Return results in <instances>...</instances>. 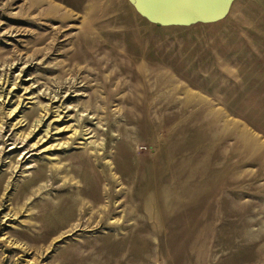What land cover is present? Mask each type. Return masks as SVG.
<instances>
[{"label": "rangeland", "instance_id": "374dc122", "mask_svg": "<svg viewBox=\"0 0 264 264\" xmlns=\"http://www.w3.org/2000/svg\"><path fill=\"white\" fill-rule=\"evenodd\" d=\"M0 264H264V0H0Z\"/></svg>", "mask_w": 264, "mask_h": 264}, {"label": "bare ground", "instance_id": "6f19581e", "mask_svg": "<svg viewBox=\"0 0 264 264\" xmlns=\"http://www.w3.org/2000/svg\"><path fill=\"white\" fill-rule=\"evenodd\" d=\"M11 35V34H10ZM74 84V83H73ZM57 94H58V92H57ZM56 93H55V97H53V99L54 100H56V99H58L60 96H56L57 95ZM47 96H49V95H47ZM60 101V100H59ZM53 102V101H52ZM43 107V106H42ZM41 106H40V108H42ZM44 107H46V111H47V113L49 112V109H48V107L47 106H44ZM44 109V108H43ZM52 109V108H51ZM45 111V110H44ZM43 111V112H44ZM62 111V110H61ZM58 112V111H57ZM52 114V113H51ZM46 116H48L47 114H46ZM59 116V115H58ZM59 121H60V119H58ZM39 121H41V120H39ZM39 121H37V122H39ZM36 124H38V123H36ZM39 124H40V122H39ZM37 127V126H36ZM38 128H39V126H38ZM86 130H88V129H86ZM96 130V129H95ZM93 131V130H92ZM98 131V130H97ZM84 132H85V130H84ZM91 132V131H90ZM99 132V131H98ZM97 132V133H98ZM94 133V132H93ZM82 134V133H81ZM91 134V133H90ZM77 135H79V134H77ZM83 135H84V133H83ZM88 135V134H87ZM43 140V139H42ZM25 141V140H24ZM45 141V140H44ZM25 143V142H24ZM36 146H37V143H36ZM13 147V146H12ZM88 149V148H87ZM85 150V149H84ZM88 152V151H87ZM81 153V152H80ZM93 153V152H92ZM86 154V153H85ZM89 155H90V153H89ZM76 156V155H75ZM78 157V156H77ZM83 157V156H82ZM85 157V156H84ZM90 157V156H89ZM71 158V157H70ZM91 158V157H90ZM59 159H60V157H59ZM84 159V158H83ZM88 159V158H87ZM72 160V159H71ZM70 160V161H71ZM60 161V160H59ZM88 161V160H87ZM90 162V161H89ZM69 163V162H68ZM74 163V162H73ZM62 166H63V163H62ZM72 166V165H71ZM56 167V166H55ZM58 167V166H57ZM73 168V167H72ZM53 169H54V167H53ZM52 169V170H53ZM57 169V168H56ZM75 168H73V170H74ZM49 170H50V168H49ZM69 170V169H68ZM76 170V169H75ZM60 171V170H59ZM67 171V170H66ZM70 171L72 172V170H71V167H70ZM14 172H15V170H14ZM62 172V171H61ZM57 173V172H56ZM78 173V172H77ZM70 174V173H69ZM56 176V175H55ZM60 176V175H59ZM67 176V175H66ZM57 177V176H56ZM64 177V176H63ZM54 179H55V177H54ZM52 180V179H51ZM57 180V179H56ZM63 180V179H62ZM67 180V179H66ZM64 181V180H63ZM62 181V182H63ZM55 182V181H54ZM68 186V185H67ZM66 188V187H65ZM68 188V187H67ZM79 188V187H78ZM74 191V190H73ZM78 192H79V190H78ZM76 194V193H75ZM74 194V195H75ZM64 197V196H63ZM72 197H73V195H72ZM71 197V199H74V198H72ZM54 198V197H53ZM68 198V197H67ZM61 199H63V198H61ZM80 199V198H79ZM51 200V199H50ZM64 200V199H63ZM65 201V200H64ZM73 202V200H70V203H72ZM74 201H75V199H74ZM79 201V200H78ZM80 203V202H79ZM78 204V203H77ZM73 205V204H72ZM76 205V204H75ZM82 206H83V204H82ZM85 206V205H84ZM84 208V207H83ZM83 211V210H82ZM105 212V211H104ZM85 213V212H84ZM83 213V214H84ZM81 214V213H80Z\"/></svg>", "mask_w": 264, "mask_h": 264}]
</instances>
